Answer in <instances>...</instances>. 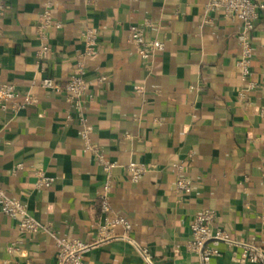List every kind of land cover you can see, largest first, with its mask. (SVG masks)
Returning a JSON list of instances; mask_svg holds the SVG:
<instances>
[{
	"label": "crops",
	"instance_id": "1",
	"mask_svg": "<svg viewBox=\"0 0 264 264\" xmlns=\"http://www.w3.org/2000/svg\"><path fill=\"white\" fill-rule=\"evenodd\" d=\"M207 2L57 0L51 19L61 26L48 29L51 52L39 59L36 29L46 0H4L0 87L13 85L16 98L0 108V189L43 229L23 232L0 213V264H55L59 239H96L103 175L80 138L78 112L89 143L114 165L113 214L131 226L130 241L116 227L117 238L85 253L82 264H201L187 244L205 209L231 239L264 256V12L251 34L247 82L255 86L241 97L242 24L207 14ZM145 23L146 36L164 43L146 61L126 33ZM88 28L98 39L87 57L81 34ZM41 72L59 83L80 74L87 89L79 108L41 89ZM26 95L35 103L13 112ZM130 162L148 167L137 183L122 168ZM172 165L182 167L189 193L174 192ZM37 171L53 179L49 188L35 186ZM233 255L240 247L221 245L208 264H239Z\"/></svg>",
	"mask_w": 264,
	"mask_h": 264
},
{
	"label": "built area",
	"instance_id": "2",
	"mask_svg": "<svg viewBox=\"0 0 264 264\" xmlns=\"http://www.w3.org/2000/svg\"><path fill=\"white\" fill-rule=\"evenodd\" d=\"M57 0H46L45 7L39 15V25L36 29V36L40 41V49L37 51V57L42 59L45 54L51 52L50 48L45 45L47 40L46 32L51 27L60 28L59 23L52 22L51 13L55 8ZM207 14L220 11L225 17L235 19L241 22L242 28L239 33L241 46V56L237 62L240 69L241 80L247 82L250 75L251 60L253 56V48L251 42V34L255 29V25L259 20L260 13L264 12V1L253 2L251 0H208L204 6ZM6 7L4 0H0V17L5 13ZM149 26L145 23L141 26H129L126 29L127 43L132 45L134 53L142 60H148L154 53L164 50V43L157 39H151L146 36V28ZM82 43L84 45V55L91 56L94 54L95 45L97 43V35L93 29H85L81 34ZM99 81H103L100 78ZM38 86L50 91L56 95H63L65 99L79 108L82 96L87 89V83L80 74L73 75L63 83L55 81L46 73L41 72ZM254 84L247 82V87L239 96L244 97L248 91L254 88ZM16 98L15 87L13 85H2L0 87V108L7 109L8 103ZM35 103V98L26 95L19 104H12L11 109L16 112L26 106ZM79 124L83 127L80 132V138L83 140L85 149L88 150L100 165L103 180L101 185V193L99 195V219L97 223L96 239L92 243H84L81 241H68L59 239L57 241V254L55 264H82V257L91 249L101 245L102 243L117 238L113 234V229L121 227L124 234L120 237L130 241L127 234L131 226L127 219L113 214L109 195L112 188V169L114 165L105 161L102 151L88 141V131L85 129V119L81 112H78ZM176 171V180L174 183V192L178 195H185L190 192L191 183L182 175V167L172 165ZM21 166L17 165L16 170ZM125 172L130 175L131 182L137 183L140 178L148 171V167L130 162L122 167ZM53 184V179L45 176L41 171L35 173V186L39 189L49 188ZM0 213L8 219L15 220L21 231L26 233H36L43 227L29 213L25 204L10 199L6 192L0 189ZM217 217L213 210L205 209L197 214L190 226L191 240L187 244L188 251L195 252L199 255L201 264H208L211 259L219 255L221 245L225 247H240L241 255L239 257L233 255V259L239 264L249 262L252 264H264V256L260 249L253 245L240 244L231 239L227 232L216 224Z\"/></svg>",
	"mask_w": 264,
	"mask_h": 264
}]
</instances>
